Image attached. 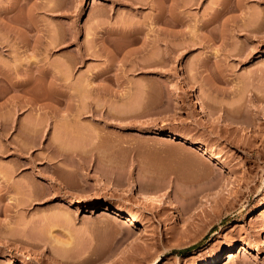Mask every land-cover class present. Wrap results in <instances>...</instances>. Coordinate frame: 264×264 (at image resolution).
<instances>
[{
	"label": "rangeland",
	"instance_id": "rangeland-1",
	"mask_svg": "<svg viewBox=\"0 0 264 264\" xmlns=\"http://www.w3.org/2000/svg\"><path fill=\"white\" fill-rule=\"evenodd\" d=\"M154 1L0 0V264H264V0H186L167 34Z\"/></svg>",
	"mask_w": 264,
	"mask_h": 264
},
{
	"label": "bare ground",
	"instance_id": "bare-ground-1",
	"mask_svg": "<svg viewBox=\"0 0 264 264\" xmlns=\"http://www.w3.org/2000/svg\"><path fill=\"white\" fill-rule=\"evenodd\" d=\"M135 1V0H134ZM168 1V2H167ZM133 2V1H132ZM155 3H153V5H154V7H155V9H156V12H155V14H154V16H155V20L154 21H158V22H162L164 25V27H163V29H162V31H163V33L164 34H167V33H169V31L171 30L168 26H175V25H183V24H185L186 23V14H185V12H184V10L185 9H183V4H184V2H186V0H157V1H154ZM184 5H186V3L184 4ZM183 6V7H182ZM186 7V6H185ZM224 10V6L223 5H221V8H219V10H217V12H215V13H213L212 14V16H211V18H210V20H214L216 17L215 16H217V15H219V13H221L222 11ZM1 14V13H0ZM1 16V15H0ZM8 24V23H7ZM6 25V24H5ZM56 28V27H55ZM127 28V27H126ZM37 29H38V31H39V27H37ZM66 29V28H65ZM67 29H70L69 27L67 28ZM66 29V30H67ZM149 29H152L151 28V26H149ZM57 30V29H56ZM56 30L55 29H52V28H48L47 30H46V32H47V36L49 37V39H45V42L41 39V37H42V35L40 34L39 35V33H38V37L36 38V43H37V45L38 46H40L41 44H43V42H44V46L43 45H41L40 47H42L43 46V48H44V50L46 51V52H51V51H54L55 49H57V47L59 46V45H61L62 43H64L66 40H70V38L72 39V36H73V34L72 33H67V35H68V37H66L65 35L63 36L62 34H63V32H65V31H63L62 32V34L60 33V36H58L57 34H58V31H57V33H56ZM59 31H60V29H59ZM119 31V30H118ZM180 31V30H179ZM69 32H71V31H69ZM140 32H143L142 31V27L140 26V25H138V26H131L130 28H127V29H125V30H122V31H119V32H115V31H112V33L115 35V38H116V35H124L125 36V38L127 37L128 38V40L130 41V40H134L135 39V37H137V33H140ZM109 33V32H108ZM112 33H110V34H112ZM183 33V34H182ZM182 35H184V30L182 29ZM64 34H66V33H64ZM1 35V37L3 38V36H2V34H0ZM7 36V35H6ZM111 36V35H110ZM1 37H0V46H1V44L3 43V40L4 39H6V38H3V40L1 39ZM5 37V36H4ZM123 38V36H119V38ZM102 38V37H101ZM114 39V38H113ZM184 39V38H183ZM103 40V39H102ZM101 40V41H102ZM6 41V40H5ZM7 41H8V39H7ZM6 41V42H7ZM9 42V41H8ZM5 43L4 45H7V44H9V43ZM108 42V41H107ZM184 42V41H183ZM110 43V42H109ZM179 43H181V42H179ZM108 44V43H107ZM127 44V43H126ZM105 45V44H104ZM175 45V44H174ZM183 45H184V43H183ZM102 46H103V44H102ZM163 46H164V49L165 50H168V49H171V48H173V46L171 45V43H169V41H164V43H163ZM104 47V46H103ZM105 48H106V46H105ZM111 48V47H110ZM115 48V47H114ZM107 49V48H106ZM108 49H109V47H108ZM107 49V50H108ZM113 49V48H112ZM109 51V50H108ZM87 52V51H86ZM85 52V53H86ZM92 54H95V55H97L96 54V50H95V48H93V50H91L90 51ZM125 53V52H124ZM88 54H90L89 52H88ZM124 55V54H123ZM131 55V54H130ZM133 55V54H132ZM125 56H127V55H125ZM125 56H124V58L123 59H125ZM151 58V57H150ZM122 59V60H123ZM128 59V58H127ZM132 59V58H131ZM59 59H52L51 60V62H50V64H51V70L50 71H48L47 72V70L45 71V70H42V69H38V70H36L35 69V72L37 71V73H35V72H33L32 73V77H36V76H44V77H47V76H49V78H51L50 80H49V83H52V80L53 81H55V80H59V77L61 76V73H58V72H60V70H58V65L57 64H59L58 62H60V60L58 61ZM126 60V59H125ZM143 60V59H142ZM150 60V59H149ZM149 60H148V62H149ZM145 62V61H144ZM153 63V62H152ZM150 64V63H149ZM60 74V75H59ZM62 77V76H61ZM61 77H60V79H61ZM63 79V78H62ZM64 80H65V78H64ZM61 81H63V80H61ZM31 82V81H30ZM56 82V81H55ZM24 84H28V82L26 81V82H23ZM57 83V82H56ZM50 84V85H52V87H53V85H56L57 86V84ZM64 83V82H63ZM66 83V82H65ZM67 84V83H66ZM20 85L21 86H24V85H22L21 83H20ZM19 86V85H18ZM58 86H59V84H58ZM68 87V86H67ZM49 89H50V87H49ZM56 89V88H55ZM52 91V90H51ZM58 91V90H57ZM53 92V91H52ZM51 92V93H52ZM193 95H194V98H195V100H194V102H195V107H196V109H197V111H199V112H205V110H204V108H203V106H202V104H201V102H200V99H199V97H198V95H196V94H194V92H193ZM72 114V113H71ZM71 114H68V115H70V116H64L65 118H71V119H73L74 118V115H73V117H72V115ZM79 114L77 113V115H75L76 117H75V119H73L74 121L75 120H78V118H79V116H78ZM67 120H69V119H67ZM38 124H36V123H32V125H31V127L32 128H34V129H36V128H38V126H37ZM2 126H3V128H4V126H6L5 125V123H3L2 122ZM31 128V129H32ZM18 132L20 133V138H23L24 136V134H25V131H27L26 129H28V125H26V124H24V123H20L19 124V126H18ZM33 129V130H34ZM156 132L157 133H160V130H156ZM168 138H171V139H178V138H181V139H183L185 142H187V143H191V144H195L196 145V141H194V139L193 138H190V137H182V135H180V133H178L177 131H168V132H166V134H165ZM21 139H18L16 142L18 143L19 141H20ZM5 145H7L6 144V142H5ZM58 145V144H57ZM196 148L201 152V153H203V154H207V157L208 158H215L216 159V162L217 163H220V162H225V159H224V157L222 156V155H218V154H216L213 150H211V149H208L207 147H205V146H202V145H199V144H197L196 145ZM147 186H149V188H150V185L148 184V183H142L141 185H140V188H136V190H135V193H136V196L138 197V199L139 200H141V201H148V202H150V203H152V204H154V205H158V206H160L161 205V202H160V200L157 198V197H155L154 195H152V194H150V193H147V191H144L143 189L145 188H148ZM151 187H153V185H151ZM143 188V189H142ZM112 213L114 214V216H119V217H121V218H123L124 219V221L125 222H128V223H130V224H133V223H135V222H138L139 221V218H138V216L135 214V213H127V212H125L123 209H121V208H119V207H113V210H112ZM263 230H264V222H263V228H262ZM232 248H233V245H230V249L227 251V254H226V256L224 257V256H222V255H216V256H214L213 258H211L209 261H206V262H204V263H201V264H218V263H220L222 260H223V258H226V257H230V256H232V254H231V250H232ZM156 258H158V256L156 257Z\"/></svg>",
	"mask_w": 264,
	"mask_h": 264
}]
</instances>
